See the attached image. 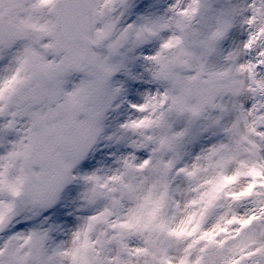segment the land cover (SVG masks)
Returning a JSON list of instances; mask_svg holds the SVG:
<instances>
[{"label": "snow or ice", "instance_id": "obj_1", "mask_svg": "<svg viewBox=\"0 0 264 264\" xmlns=\"http://www.w3.org/2000/svg\"><path fill=\"white\" fill-rule=\"evenodd\" d=\"M0 264H264V0H0Z\"/></svg>", "mask_w": 264, "mask_h": 264}]
</instances>
